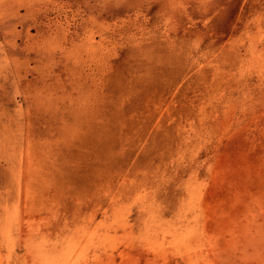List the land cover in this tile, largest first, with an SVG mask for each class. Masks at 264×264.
Instances as JSON below:
<instances>
[{
  "label": "rangeland",
  "instance_id": "374dc122",
  "mask_svg": "<svg viewBox=\"0 0 264 264\" xmlns=\"http://www.w3.org/2000/svg\"><path fill=\"white\" fill-rule=\"evenodd\" d=\"M0 264H264V0H0Z\"/></svg>",
  "mask_w": 264,
  "mask_h": 264
}]
</instances>
